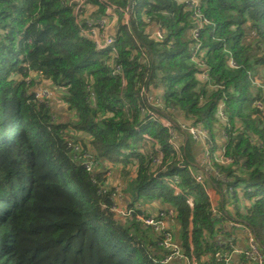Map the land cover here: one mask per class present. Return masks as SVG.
I'll use <instances>...</instances> for the list:
<instances>
[{"label": "trees", "instance_id": "1", "mask_svg": "<svg viewBox=\"0 0 264 264\" xmlns=\"http://www.w3.org/2000/svg\"><path fill=\"white\" fill-rule=\"evenodd\" d=\"M89 5L104 14L99 0H88L85 16ZM198 7L209 24L194 41L196 12L185 1L136 0L130 25L114 29L118 56L112 59L81 36L69 0H0V264H156L137 213L115 218L111 193L99 192L106 174L77 162L69 140L97 168L138 158L130 186L134 197L158 191L148 199L172 205L183 250L200 264H224L216 254L230 248L218 245L220 224L188 170L194 157L187 151L180 165L168 129L148 121L144 90L152 101L162 99L159 115L207 128L211 150L218 149V137L224 139L217 131L226 133L232 162L215 168L227 178L223 188L235 190L232 200L239 188L253 190L245 196L251 204L238 217L255 230L264 249V110L256 106L264 104V91H255L252 82L264 67V0H199ZM149 25L161 27L162 41L152 38ZM193 45L204 54L211 87L191 61ZM111 62L124 77L112 74ZM30 73L55 87L53 92L64 91L72 118L51 123V106L25 83ZM221 104L227 123L218 117ZM218 123L222 129H216ZM144 134L162 147L170 163L164 176L178 177L183 194L175 196L154 179L145 156L122 152L145 146Z\"/></svg>", "mask_w": 264, "mask_h": 264}, {"label": "built area", "instance_id": "2", "mask_svg": "<svg viewBox=\"0 0 264 264\" xmlns=\"http://www.w3.org/2000/svg\"><path fill=\"white\" fill-rule=\"evenodd\" d=\"M128 5L123 7L118 5L111 0H99V4L104 7L105 11L103 15L95 16L92 19H88L85 16V8L88 4V0H69L70 5L74 7V13L77 18V24L80 27L81 36L90 39L96 47L98 52H110V58L115 59L118 56V49L116 48V38L114 35L115 27L120 23L125 26H129L131 23V17L134 12L133 5L136 0H126ZM187 3V7L195 10L194 19L195 24L193 26V30L191 31V37L194 41H198L201 30L205 24H209V22L202 16L199 10V0H183ZM146 22H150V19H147ZM150 35L153 39L162 41L164 39V33L161 30V27L156 26L155 29H152V26L149 25ZM199 46H194L191 49V61L196 64L199 68V78L203 83H208L211 87V76L209 74V69L204 60V54H199ZM143 57H146L143 54ZM232 67H236L234 61L230 62ZM112 74H120L122 77L123 70L114 65L111 62ZM213 88V87H212ZM49 93L45 87H40L35 92V98L41 101L44 97L48 96ZM141 97L145 100L149 101V109L147 111L148 121L154 124H158L159 126L168 129L170 134L169 144L172 146L173 150L179 157L180 165H183V162L186 158L187 148L186 143L188 137L193 139L198 144H201L205 149V156L202 159V168L201 172H197V167L191 164H188V170L191 175L194 177L195 181L201 186L206 187L207 184H210V176L211 174H215L218 176V179L222 184L227 182V178L220 174L215 168L216 165H230L232 160L226 157V145H227V135L225 132H222L224 137L222 145H219V155L217 159L212 161L211 159V150L210 143L211 138L209 135V131L207 128L203 126H195V125H185L181 122L173 121L169 117L165 115H159L158 112L164 110L163 102L160 97L156 96L155 101H152L149 98H152V93L144 90L141 93ZM219 119L227 123L228 115L224 111V105L221 104L219 110L217 111ZM144 145H134L133 149L128 148L125 150V154L129 155L131 153H136L137 155L145 156L147 161H150V173L152 174L154 179H158L162 181L167 187L173 190L174 195L178 196L183 194V190L180 187V179L175 176H164V174L168 170V166L170 163L164 162V151L162 147L159 145L157 141L149 137L147 134L143 135ZM183 138V140H181ZM186 142V143H185ZM68 148L73 151L74 158L77 162L81 163L87 171H93L96 167V170L100 169L94 165L91 156L82 150L79 145L68 144ZM127 151H130L127 152ZM129 153V154H128ZM95 166V167H94ZM184 166V165H183ZM106 174V182L99 189L100 193H111V199L113 201L112 210L115 214H122V217H131L133 214L137 213L136 220L140 224L142 229L151 230L157 240V246L162 250V255L160 257H155L156 264H200L197 258L193 254H187L179 242L176 239L175 233L169 228L167 222L170 218L175 216L174 211H160L157 214H150L147 212H143L140 205L133 206L131 209L127 211H121L118 208L117 198L120 193L119 188H112L109 184V180L112 177V170L104 171ZM162 175V176H161ZM95 184V182H94ZM210 187L212 185L210 184ZM216 190L215 188H213ZM218 193L220 191L216 190ZM234 189L225 188V193L229 198L234 196ZM249 193H252V189L246 190ZM240 190H237L239 193ZM242 193V192H241ZM246 193V192H245ZM244 194V193H242ZM188 203L193 205L191 199H188ZM212 214L216 221L219 224L225 222L226 215L222 214L219 211V208L215 205H211ZM230 226L234 230H241L245 233L247 237V248L245 250H237L235 248V238L233 236H228L223 238L222 236L218 237V245L222 246L223 244H228L230 251L227 252H219L216 254V258L219 262L224 264H233L232 257L234 255L240 256L244 261L254 263V264H264V249L260 245V242L257 238L255 230L249 226L247 223L239 221L234 218V220H230ZM221 230V229H219ZM148 250L152 253L151 248Z\"/></svg>", "mask_w": 264, "mask_h": 264}, {"label": "crops", "instance_id": "3", "mask_svg": "<svg viewBox=\"0 0 264 264\" xmlns=\"http://www.w3.org/2000/svg\"><path fill=\"white\" fill-rule=\"evenodd\" d=\"M87 10H88V12L86 14V18L92 19L95 16H99L96 14L97 8H95V10L88 8ZM63 93H64V91H62V90H60V92L59 91H56L55 93L53 92V94H54V106L57 108V110H55L56 114H61L62 116L66 117L67 114H64L62 112V110L59 109L60 108V107H58L59 103H57L59 100L58 96L62 95ZM153 96H155V95H153ZM220 136H221V134H220ZM221 138L222 137H218V140H217L218 147H219V145H222V143H223V139L220 140ZM189 139H190V137H188V140ZM181 140H183V138H181ZM194 143L196 146L198 145L197 142L194 141ZM186 148H187L188 154L192 155L194 157L193 162L192 163L190 162V164L197 167V172H201L202 159L205 156V149L203 148V150L199 154V153H197V151H195L193 149L189 150V147L187 145H186ZM122 152L125 154L124 150ZM127 152L130 153V151H127ZM125 155H127V154H125ZM109 169L112 170V177L108 181L110 186L112 188H119L120 189L119 196L116 200L119 210L127 211V210L131 209L133 206L140 205L143 212H147L150 214H157L160 211H167V210L174 211V208L172 207V205L164 202V200H162V199H161V201L141 199V198L139 200H137V198L134 197L133 193L131 192L130 186H131V183L134 181V179L137 176L133 177L130 173L133 172L134 174L138 175V172H139V161H138V158H136L135 156H131L128 164H122L121 163V164H117L114 166L113 163L105 162V164H103L100 167V169L97 170V173H99V172L104 173V171L109 170ZM121 172L123 173V176H124V173H127V175L125 177H123V176H121L122 175ZM129 175H131L133 178L130 179ZM127 176H128V179H127ZM209 181H210V184L212 185V187L215 188L216 190L220 191L221 193H218L216 190L211 188L210 184H207L206 187H204L205 193H206L211 205L217 206V208H219V211L222 214L226 215L225 222L220 224V226H219V229H221V230L218 231V237L222 236L223 238H226L228 236H233L235 238V248L237 250H242V251L245 250L247 248V237H246L245 233L241 230L232 229L229 221L234 220V218L239 220V221H242V219L239 218L238 215L240 212L244 213L243 212V206L248 205V204H245L246 202L244 201V198H246L245 196L247 194L245 193V191H243L242 188H239L240 192L237 194L235 199L232 200V198H229L226 195L225 189L223 188V185H222L221 181L218 179L217 175L211 174ZM241 192L244 194H242ZM122 218H126V217H121L120 220ZM167 224H168L169 228L175 233L176 239L179 242V244L181 245L180 238H179L180 225H179L178 221L176 220L175 216L170 218L168 220ZM140 229L142 230L141 227H140ZM143 232L145 234L144 237L146 239L144 242L145 247L147 249L148 248H151V249L155 248L156 249L154 252L155 256L160 257L163 252L157 246V240H156L155 234L151 230H147V229H145V230L143 229ZM232 262H233V264H254V263L244 261L240 256H237V255H234L232 257Z\"/></svg>", "mask_w": 264, "mask_h": 264}, {"label": "rangeland", "instance_id": "4", "mask_svg": "<svg viewBox=\"0 0 264 264\" xmlns=\"http://www.w3.org/2000/svg\"><path fill=\"white\" fill-rule=\"evenodd\" d=\"M89 9H93L95 10V6L94 5H89L88 7ZM147 30L149 31V26L147 28ZM160 41V40H158ZM27 72V71H26ZM254 79H252V82H253V87H256L255 91H257V89H260V90H263L264 91V67H259L258 68V71L257 73L254 75ZM25 83L26 85H28V87H30V94L34 95L35 96V92L42 86V87H45L49 93L48 96L44 97L41 101L46 103V105H49L51 106L52 108V111L54 113V117L52 116L50 119L51 123L54 124V125H59L60 123H63L66 119H69V118H72L73 117V114L69 111H67V105H66V102H65V99H64V93L60 96H58V107H60L59 109L62 110V112L64 114H67L66 117L65 116H62L61 114H56L55 113V110H57V108L54 106V94H53V90H56L55 87L51 86V84L47 83V82H44L42 81V79H38V76H36V74H28L27 77L25 78ZM34 83V84H33ZM33 84V85H32ZM55 93V92H54ZM256 106H258L260 109L264 110V104L262 103H256ZM58 112V111H57ZM62 116V117H61ZM217 130L219 129H222V124L218 123L217 124ZM217 132H224L223 130H220V131H217ZM67 133L68 135L69 134H73V132L71 133ZM75 135H78L77 133H75ZM81 138H85L87 136H84L81 134L80 136ZM68 143L70 144H73L75 143V141H71L69 140ZM189 143V144H188ZM187 146L189 147V150L190 149H193L195 151H197V153H201V151L203 150V146L201 144H198L197 146L195 145L194 141L190 138L189 140L187 139ZM127 150V149H124V151ZM219 150L216 149L215 151L213 150L210 154H211V159L212 161H214L215 159H217L218 155H219ZM121 176H123V173L121 172ZM133 177H136L137 174H134L133 172L130 173ZM131 175H129V178H133ZM127 179H128V176H127ZM246 192V194H248L249 192H247L246 190H243ZM159 195V192L158 191H148V192H142V195H141V199H148V198H152L154 196H158ZM158 201H161L160 199L156 198ZM244 201L246 202L245 204H248L247 206H249L251 204L250 200L248 199H245L244 198ZM143 231V229H142ZM153 249V248H152ZM155 248L152 250V252H155Z\"/></svg>", "mask_w": 264, "mask_h": 264}, {"label": "water", "instance_id": "5", "mask_svg": "<svg viewBox=\"0 0 264 264\" xmlns=\"http://www.w3.org/2000/svg\"><path fill=\"white\" fill-rule=\"evenodd\" d=\"M122 217V214H116V219H120Z\"/></svg>", "mask_w": 264, "mask_h": 264}]
</instances>
